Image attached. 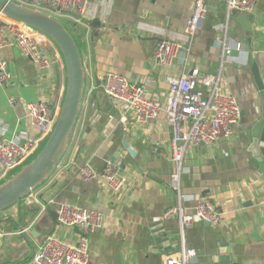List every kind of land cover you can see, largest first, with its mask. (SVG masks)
<instances>
[{
	"label": "crops",
	"instance_id": "obj_1",
	"mask_svg": "<svg viewBox=\"0 0 264 264\" xmlns=\"http://www.w3.org/2000/svg\"><path fill=\"white\" fill-rule=\"evenodd\" d=\"M193 3L86 0L83 14L40 11L67 24L69 29L65 27L81 45V106L52 174L28 196L0 210V232L4 234L0 264H33L34 255L51 235L76 243L77 229L60 220L54 225L48 212L53 209L59 213L63 205L103 215L102 227L90 236L89 264H165L167 256L158 248L152 230L162 226L166 230L162 237L180 240L178 219L165 217L166 210L178 203L171 182L176 164L169 156L158 154V149L169 154L172 127L164 115L137 124L128 106L108 97L102 85L107 74H120L144 86L150 97L164 101L168 77L179 76L183 66L179 59L171 66L163 65L153 52L161 40L187 45L184 31ZM207 6L206 20L191 40L186 70L196 68L210 74L221 71V85L236 96L241 120L231 137L212 146L201 144L187 149L181 179L182 192L188 196L184 205L194 213L192 197H209L218 205L222 218L215 225L195 218L186 230V242L196 251L191 264L212 263L223 237L237 263L264 264V173L258 161L264 159V148L254 147L257 138L252 133L262 116V99L250 68L257 63L264 82V0L246 14L248 30L232 13L228 44L235 49L241 43L242 48L224 60L219 27L226 20V0H207ZM49 50L54 63L44 74L16 45L9 43L3 49L1 56L7 60L12 77L0 87V141L34 132L28 125V103L40 99L54 105L63 103L65 61L56 43L49 44ZM116 154L120 157L116 163L127 182L114 192L101 174ZM84 167H89L94 176L83 177L80 171ZM5 178L0 166V184Z\"/></svg>",
	"mask_w": 264,
	"mask_h": 264
},
{
	"label": "built area",
	"instance_id": "obj_2",
	"mask_svg": "<svg viewBox=\"0 0 264 264\" xmlns=\"http://www.w3.org/2000/svg\"><path fill=\"white\" fill-rule=\"evenodd\" d=\"M16 3L38 9L45 13L72 12L83 14L86 0H12ZM259 0H226V20L220 24L219 40L222 45L223 60L234 50H241L238 43L233 49L228 44L229 20L233 12H253ZM208 13L207 0H194L191 15L184 31L187 45L174 40H161L157 43L153 57L166 66L179 59L183 71L179 76L168 77L169 90L164 101L147 95L144 86L133 84L123 75L109 73L103 79V90L111 99L123 101L133 113L137 124H147L164 115L172 127L170 152L158 149V154L169 156L176 164L171 176L173 189L177 193L178 203L165 212L166 218L176 217L179 221L180 245L178 252L168 255L165 264H191L196 251L186 242V230L192 227L194 219L215 225L220 222L222 212L209 197H192L194 213L184 205L188 196L182 192L181 179L184 159L189 146H212L224 138L233 135L241 120V107L235 95L223 89L222 74H210L199 69L187 71L190 44L197 31L203 26ZM16 45L24 56L31 59L42 73H48L53 67L54 58L49 44L54 40L44 32L17 20L8 18L0 12V87L12 77L7 60L1 53L7 44ZM184 54L181 55V48ZM64 99V97H63ZM63 102V100H62ZM61 104L54 105L40 99L27 104L28 125L34 132L15 134L12 138L0 141V166L4 175H8L23 165L40 145L53 132L60 115ZM118 163L108 160L101 178L108 189L117 192L127 180L120 172ZM85 178L94 176L89 167L80 171ZM46 206H44L45 208ZM59 220L66 226L78 231V241L66 243L54 235L48 236L33 257V264H89L90 236L102 227L103 215L99 211L63 205L59 210ZM4 234L0 232V246Z\"/></svg>",
	"mask_w": 264,
	"mask_h": 264
},
{
	"label": "water",
	"instance_id": "obj_3",
	"mask_svg": "<svg viewBox=\"0 0 264 264\" xmlns=\"http://www.w3.org/2000/svg\"><path fill=\"white\" fill-rule=\"evenodd\" d=\"M0 12L8 18L22 22L51 37L63 55L67 71L66 92L55 128L36 158L29 165L24 166L16 178L0 186V210H2L28 196L43 179L52 174L55 165L62 157L81 106L84 68L79 47L69 30L62 23L45 13L12 0H0ZM233 15L238 17L244 30H248L246 14L233 12ZM250 68L262 99V116L254 125L252 131L254 137L257 138V141H254V147L264 148V82L257 63H253ZM123 143L129 150L126 141ZM129 151L131 152V150ZM119 158L116 154L112 160L118 162ZM258 161L260 162V170L264 173V159L259 158ZM48 212L51 215L53 224L57 225L59 223V213L53 209H49ZM41 222L45 223L46 221L42 219ZM164 230V227L158 226L157 229L152 230V235L158 248L168 256L178 252L180 240L170 241L166 236L162 237ZM219 246V252L213 255L210 264H239L236 262L235 257L231 255L229 244L224 237L221 239Z\"/></svg>",
	"mask_w": 264,
	"mask_h": 264
},
{
	"label": "rangeland",
	"instance_id": "obj_4",
	"mask_svg": "<svg viewBox=\"0 0 264 264\" xmlns=\"http://www.w3.org/2000/svg\"><path fill=\"white\" fill-rule=\"evenodd\" d=\"M38 10V9H36ZM39 11V10H38ZM53 18V17H52ZM66 24V23H65ZM67 28L69 27L67 24L65 25ZM69 29V28H68ZM49 138V137H48ZM48 140V139H47ZM47 140H45L39 147L38 151L36 153H34V155H32L23 165H21L20 167L16 168L15 170H13L12 172H10L5 178L6 180L4 182H2L0 184V186H3L5 184H7L8 182H10L11 180H13L14 178H16V176L21 172V170H23L22 168L25 165H29L35 158L36 156L41 152V150L44 148Z\"/></svg>",
	"mask_w": 264,
	"mask_h": 264
},
{
	"label": "trees",
	"instance_id": "obj_5",
	"mask_svg": "<svg viewBox=\"0 0 264 264\" xmlns=\"http://www.w3.org/2000/svg\"><path fill=\"white\" fill-rule=\"evenodd\" d=\"M69 32L71 33V31H69ZM71 35H72V37L74 38V40H75V42H76V44H77V46L79 47V50H80L81 45H80L78 39H77L72 33H71ZM14 204H15V203H14Z\"/></svg>",
	"mask_w": 264,
	"mask_h": 264
}]
</instances>
